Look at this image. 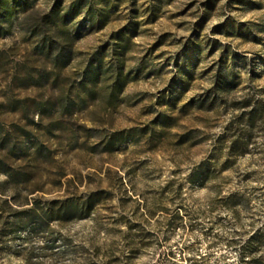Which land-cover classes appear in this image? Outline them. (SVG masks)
Here are the masks:
<instances>
[{
    "label": "rangeland",
    "instance_id": "1",
    "mask_svg": "<svg viewBox=\"0 0 264 264\" xmlns=\"http://www.w3.org/2000/svg\"><path fill=\"white\" fill-rule=\"evenodd\" d=\"M30 1L35 16L55 5L66 15L73 58L53 67L29 33L34 20L14 14L0 35V133L21 150L25 126L50 147L39 196L103 192L88 216L0 232V264H244L243 247L264 234V119L247 128L244 154L229 147L226 127L240 101L264 111V0ZM116 41L126 83L112 101L102 88L91 100L83 70L96 56L111 63ZM218 74L232 88L202 104ZM60 97L75 112L50 132V116L33 125L16 108L39 121L37 107ZM161 113L165 130L154 124ZM113 132L123 139L109 151L102 139ZM254 248L264 257V238Z\"/></svg>",
    "mask_w": 264,
    "mask_h": 264
},
{
    "label": "trees",
    "instance_id": "2",
    "mask_svg": "<svg viewBox=\"0 0 264 264\" xmlns=\"http://www.w3.org/2000/svg\"><path fill=\"white\" fill-rule=\"evenodd\" d=\"M59 9L55 5L47 13L35 16L34 13H37V10L33 9L30 0H0V35L7 32L5 24L13 18L18 10H22L25 15L20 23L22 24L24 20H34L30 22L31 37H41V53L52 60L53 67H58L61 70L73 58L72 49H68L62 40H73V37H69L66 15H62ZM116 42L120 47H114L111 63L104 65L102 57L96 56V62L90 61L83 70L80 88L87 93L91 100L96 98L97 90L102 88L109 100L112 101L126 83L124 51H120L123 44L119 41ZM216 83L218 86L215 93L205 99L202 104L208 101V104L213 106L219 98V91H229L233 86L234 79L222 78L218 74ZM237 104L236 108L240 110V113L235 115L226 127L227 142L232 150H238L244 154L248 141L247 128L253 127L258 121L263 120L264 111L258 101L253 102L246 99ZM16 108H21L24 118L33 125L40 124L45 114L50 116L51 120L47 124L49 132L57 127L56 124L59 123L61 116L72 115L75 112L74 107L63 97L38 106L37 109L41 115L39 121L35 120L34 113L30 112V107L27 105L21 103ZM169 118L170 115L161 113L154 124L160 125L161 130H165L166 127L171 126ZM233 126H236L235 129H232ZM18 128H21L22 135L28 143L21 150L19 149L22 143L18 137H13L9 132L0 133V175L5 176V179L0 182L1 234L11 233L14 236H23L38 228H48L54 221L65 223L92 214L95 206L102 200L100 198L102 190L94 191L79 199H70L69 197L48 199L39 196V191L42 190L38 178L39 168L41 163L50 157V147L40 135L35 133L34 129H26L25 126H18ZM87 130L91 131L92 129ZM122 139L120 133L113 132L102 141L105 143L106 150L110 151L114 148L115 142ZM72 140H75V137ZM9 184L13 188L11 191L8 190ZM263 238L264 234L260 231L250 237L248 245L244 246L240 252L244 264H264V257L256 253L254 248V244ZM26 264H31V261Z\"/></svg>",
    "mask_w": 264,
    "mask_h": 264
}]
</instances>
